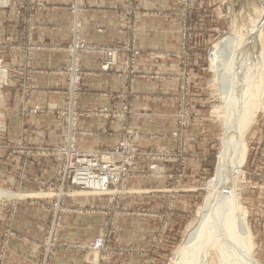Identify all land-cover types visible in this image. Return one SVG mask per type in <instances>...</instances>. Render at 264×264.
Listing matches in <instances>:
<instances>
[{"label": "rangeland", "instance_id": "rangeland-1", "mask_svg": "<svg viewBox=\"0 0 264 264\" xmlns=\"http://www.w3.org/2000/svg\"><path fill=\"white\" fill-rule=\"evenodd\" d=\"M124 1L126 3L120 10L124 15L121 36L112 43L101 44L83 38L82 20L89 8L86 0H69L72 35L62 47L60 45L64 47L66 63L62 68L65 86L59 116L64 99L70 103L77 97L78 90L80 93L77 120L71 115L66 118L61 116L62 127L67 126L66 119L69 124L67 133L62 131L56 144L73 138L72 141L82 152H95L108 147L83 151L78 146L80 120L93 114L107 113L120 120L123 129L120 139L113 145L131 141L143 145L148 154L142 158L141 155L133 156L135 172L113 184L106 195L79 193L69 187L63 181L67 180L68 172L65 174L62 171V161L51 154L47 158L55 160L59 167L56 179L48 176L38 179L40 175L32 176L36 172L23 164L15 168L13 173L18 176L15 184L0 182V189L9 195L0 198V264H54L56 257L66 251L80 252L86 264H174L175 252L184 242L191 224L200 216L208 196L207 183L216 171L223 133L222 113L218 108L223 98L220 96L218 76L211 69V48L233 29L239 20L237 18L240 17V22L242 15H246L245 11L251 10L248 5L254 0H163L168 8H160L162 24L171 30L174 28L178 39L160 40L164 45L160 48L158 75L160 132L153 129L140 132L135 125V106L139 97L136 83L142 77L138 72L141 52L137 45L141 15L138 0ZM42 4L41 0H18L12 6L0 1V5L14 15L22 31L15 40L7 38L6 43L12 47H16L18 40L26 43V49L22 48L19 52V58L26 64L30 63L32 56L30 41L34 36V18ZM84 44L88 49L96 50L81 49L77 60L73 54ZM103 49L116 50L115 69L102 68L106 61ZM86 53L99 55L101 71L114 72L123 77V100L111 112L107 109L98 112L84 110L80 104L85 74L82 57ZM76 60L80 66L77 71L81 76L80 89L74 81L76 75L72 68ZM3 64L4 58L0 54V72H5V75L0 74V137L6 129L3 89L9 78L8 68ZM15 71L17 85L23 89L28 85V77H25L28 71L20 66ZM154 76L155 73L151 75ZM22 92L28 94L25 89ZM75 121L77 124L74 127ZM157 140H160V145L156 144ZM246 140L249 149L243 168L245 179L240 190V202L253 234L254 257L264 264V164L250 166L248 135ZM31 151L26 152L27 158L43 157L42 150ZM152 164L160 167V174L151 171ZM137 168L142 172H137ZM27 175L35 177L37 182L25 183ZM82 214L87 219V228L79 233L89 240L71 241L75 232L69 225L76 221V215ZM35 218L44 224L42 228L34 230L29 227V222ZM16 254L19 255L17 259H10ZM207 264H219L215 253L210 255Z\"/></svg>", "mask_w": 264, "mask_h": 264}, {"label": "crops", "instance_id": "crops-1", "mask_svg": "<svg viewBox=\"0 0 264 264\" xmlns=\"http://www.w3.org/2000/svg\"><path fill=\"white\" fill-rule=\"evenodd\" d=\"M0 1L5 5L13 6L18 0ZM41 1L42 7L34 18V36L33 41H30L32 56L30 63L27 64L19 58L20 49H26V43L23 44L18 40L16 47L6 43L7 38L15 40L22 31L14 15H10L8 9L0 5V54L4 58L3 65L9 71V78L3 89L6 129L0 137V175L2 176L0 182L4 185L8 183L13 185L18 181L17 173L13 172L21 164L29 166L33 172H36L32 176L39 174L38 179L47 176L55 179L58 177L59 167L55 160L46 156H33L30 159L27 158L26 152L44 150L60 140L63 127L59 110L63 100L62 89L65 86L62 68L66 63L64 47H61L72 35L73 19L68 8L69 0ZM86 2L89 8L83 15V38L88 42L101 44L116 41L121 36L120 29L124 22V15L120 10L126 2L124 0H86ZM137 3L141 15L137 31V45L141 52L138 72L142 77H139L136 83L139 97L135 106V125L140 132L150 129L160 132L161 92L158 75H160V48H164L160 40L178 39V33L174 28L171 30L170 27L162 24L160 8L167 7L163 0H138ZM82 64L85 72L80 98L82 108L96 112L107 109L111 112L120 106L123 100L121 96L123 77L114 72L101 71L99 55L96 53L84 54ZM19 66L28 71L27 74L25 73V77H28L26 83L28 85L23 89L17 85L15 70ZM154 73L155 76L151 77ZM0 74L5 75V72ZM24 89L27 90V95L22 92ZM79 127L78 146L83 151L111 146L118 142L123 132L121 121L107 113L83 117ZM247 135L251 155L250 166L260 167L264 164V111L259 114ZM156 144L160 145V140H157ZM10 167H12L11 171ZM32 176L27 175L24 182L35 184L37 181ZM7 197L9 195L0 189V198ZM79 207L84 208V206ZM75 218L76 221L69 225L71 231L75 232L71 241L72 239L88 241L89 239H85L79 233L87 228L85 215H76ZM29 223V227L34 230L44 225L36 218ZM82 256L78 251L76 253L66 251L59 254L53 263L86 264ZM18 257L19 255L12 256L10 259L15 260Z\"/></svg>", "mask_w": 264, "mask_h": 264}, {"label": "bare ground", "instance_id": "bare-ground-1", "mask_svg": "<svg viewBox=\"0 0 264 264\" xmlns=\"http://www.w3.org/2000/svg\"><path fill=\"white\" fill-rule=\"evenodd\" d=\"M248 7L246 15L240 8L241 21L237 18L233 29L211 48V69L223 98L218 106L222 143L205 204L175 252L174 264H207L212 253L219 264H260L254 257V238L240 190L247 133L264 111V0H254Z\"/></svg>", "mask_w": 264, "mask_h": 264}, {"label": "built area", "instance_id": "built-area-1", "mask_svg": "<svg viewBox=\"0 0 264 264\" xmlns=\"http://www.w3.org/2000/svg\"><path fill=\"white\" fill-rule=\"evenodd\" d=\"M81 49H88L85 44L81 48L76 50L73 55L78 60V53ZM88 50H96L89 48ZM106 55V61L103 63L102 68L104 70L115 69L117 66V52L112 49H103ZM75 61L73 65V74L75 73V83L77 88L81 85V76L78 75L79 62ZM128 69V65L126 66ZM82 86V85H81ZM79 91V90H78ZM77 91V97L71 99V102L66 99L63 101V108L61 110V116H69L77 120V100L79 93ZM80 113H78V116ZM66 118V117H65ZM65 123L67 126L63 127L64 133H67L68 120ZM77 122L73 123V126ZM65 140V142L53 145L45 148L43 156L57 157L62 161V171L67 174V180H63L68 183V186L73 188L79 193L87 192L92 195H106L110 192L111 186L125 180L127 177L135 172L133 169V163L135 155H141L144 157L148 154V150L142 145L133 143L131 141H122L117 145L108 146L103 150L95 152H82L76 146L75 141ZM72 141V142H71ZM133 143V145L131 144ZM144 147V148H143ZM150 169L154 174H160V167L157 164H152ZM137 172L141 173L137 168Z\"/></svg>", "mask_w": 264, "mask_h": 264}]
</instances>
